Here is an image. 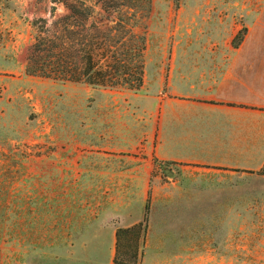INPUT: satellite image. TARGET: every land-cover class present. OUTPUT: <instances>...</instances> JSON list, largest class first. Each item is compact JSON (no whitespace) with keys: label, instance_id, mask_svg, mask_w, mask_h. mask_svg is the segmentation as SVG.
Segmentation results:
<instances>
[{"label":"rangeland","instance_id":"obj_1","mask_svg":"<svg viewBox=\"0 0 264 264\" xmlns=\"http://www.w3.org/2000/svg\"><path fill=\"white\" fill-rule=\"evenodd\" d=\"M263 2L152 0L142 30L145 62L228 59L225 45L247 30L243 25ZM53 8L55 18L68 13L53 0H0V264H114L117 230L142 222L146 208L139 211L141 198L133 196V211L112 221L97 218V211L122 207L114 197H125L119 181L99 176L98 159L113 162L116 144L137 143L145 122L133 110V94L149 89L27 75L33 22L44 19L50 28ZM108 19L98 10L91 22L105 28ZM151 178L137 264H264V172H235L225 180L166 163Z\"/></svg>","mask_w":264,"mask_h":264},{"label":"crops","instance_id":"obj_2","mask_svg":"<svg viewBox=\"0 0 264 264\" xmlns=\"http://www.w3.org/2000/svg\"><path fill=\"white\" fill-rule=\"evenodd\" d=\"M243 26L247 32L241 44L225 45L232 53L228 59L146 63L141 90L149 91L133 94V110L145 127H139L136 144L126 140L115 145L119 155L113 162L107 155L98 159L99 176L119 181L115 185L125 196L113 198L122 207L97 211L99 220L112 221L133 211V196L141 198L138 210L144 211L155 166L170 163L185 170L217 172L225 180L235 172L264 169V6ZM121 128L128 130L126 125Z\"/></svg>","mask_w":264,"mask_h":264},{"label":"trees","instance_id":"obj_3","mask_svg":"<svg viewBox=\"0 0 264 264\" xmlns=\"http://www.w3.org/2000/svg\"><path fill=\"white\" fill-rule=\"evenodd\" d=\"M68 13L33 22L37 29L29 51L26 74L92 88L139 91L144 84L148 39L142 31L152 11V0H53ZM109 15L110 24L91 22L97 11ZM247 30L233 39L237 48ZM169 165H172L168 163ZM264 172V169L261 171ZM147 203L144 220L116 233L114 264H137L140 242L149 223Z\"/></svg>","mask_w":264,"mask_h":264},{"label":"water","instance_id":"obj_4","mask_svg":"<svg viewBox=\"0 0 264 264\" xmlns=\"http://www.w3.org/2000/svg\"><path fill=\"white\" fill-rule=\"evenodd\" d=\"M166 171H168V170H166ZM166 173H167V172H166ZM169 173H170V174H168V175H173V172H172V171H169Z\"/></svg>","mask_w":264,"mask_h":264}]
</instances>
